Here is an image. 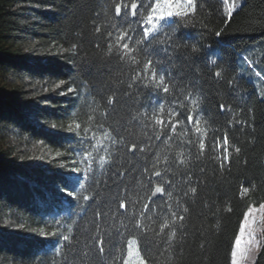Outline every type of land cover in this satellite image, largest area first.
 Instances as JSON below:
<instances>
[{
	"label": "trees",
	"instance_id": "trees-1",
	"mask_svg": "<svg viewBox=\"0 0 264 264\" xmlns=\"http://www.w3.org/2000/svg\"><path fill=\"white\" fill-rule=\"evenodd\" d=\"M148 7L0 0V264H98L81 254L97 225L106 264L134 237L150 264H231L245 212L264 203V99L239 72L243 48L264 39V0L231 15L224 0H194L137 44ZM149 58L169 93L144 74Z\"/></svg>",
	"mask_w": 264,
	"mask_h": 264
},
{
	"label": "snow or ice",
	"instance_id": "snow-or-ice-1",
	"mask_svg": "<svg viewBox=\"0 0 264 264\" xmlns=\"http://www.w3.org/2000/svg\"><path fill=\"white\" fill-rule=\"evenodd\" d=\"M225 3H228V0H224ZM235 2V0H233V3ZM187 7H184V6ZM149 6L151 7V12L147 15L146 17V21H143L141 23V27L143 29V39H138L135 42L137 44H142L146 41H150V39L154 40L156 38V36L159 34L160 29L157 28V23L156 21H162L165 19V17H172L174 15H187V12L189 9H194V0H155V3H152V0H149ZM132 8V15L135 16L136 15V9H137V4L133 3L131 5ZM183 8L184 10L181 11L180 9ZM158 13L159 15H154ZM115 14L117 17H119L121 15V5L120 4H116L115 6ZM229 15H231V11H229L228 13ZM97 32L100 31L99 28L96 29ZM219 34V33H217ZM109 35H111V33H109ZM127 37V39H131L130 36H128L127 32H122L117 39L119 41H124L125 38ZM122 48L124 50H129V44L127 42H124L122 44ZM151 72V76L152 79L155 80V86L158 89H161L162 86V91L164 93H169L170 88L168 83H166V74H160L159 75V79L156 80V76H157V72L155 70L154 67V62L151 58H149L147 60V63L144 67V74H147ZM216 76H219L220 73L217 72L215 73ZM141 76L140 74H137L134 77V80H140ZM64 81H60V84H63ZM57 87H59V84L56 85ZM176 84L173 83L172 84V88H176ZM69 91H73V89H69ZM189 96H191V93H189ZM198 100H199V95H197L195 98L191 99V103L193 105H196L197 108H199V104H198ZM109 104L113 103L112 100L108 101ZM163 105H160V109L161 111L163 110ZM220 111L223 112L225 111V105L221 104L220 106ZM169 114L170 116H175V115H180V113L177 112H173L171 109H169ZM187 120L189 123L193 122V115L189 114L187 116ZM197 124H199V120L197 119L195 121ZM238 123L243 124L244 122L242 121H237ZM180 121H177L175 124H173L171 122V120L168 121V125L171 126V130L172 132L176 131V127L177 124H179ZM155 124L156 125H165V122L163 121V119H155ZM78 128L80 127L79 124L76 125ZM69 130H71V126H69ZM198 132L201 131V129L199 127H197L196 129ZM106 136H108L109 134H105ZM157 139H159V133H157ZM115 142V141H114ZM228 144V139L227 137L224 138V145ZM135 144H133L132 148L130 149V151H134L135 150ZM199 148L201 150H203L205 148V144L203 142H201L199 144ZM225 151H227V149H225ZM241 151V149L239 147L235 148V152L239 153ZM224 159H228L227 156L224 157ZM181 163H183V161H181ZM103 166V165H102ZM221 167H223V161L221 162ZM121 175H123V173H120ZM155 175H160L159 172H156ZM165 189H163L162 187H156L155 188V192L153 193V195H155L156 193H161L164 192ZM189 191L192 194H195L197 192V188L195 186H190L189 187ZM244 192H247L248 189L244 188L243 189ZM168 195L170 196L171 193H168ZM187 195V193H186ZM85 200H88L89 197L85 196L84 197ZM120 208H126L127 205L123 202L120 203ZM145 208L148 207V205L144 206ZM228 211H231L230 208L227 209ZM185 212L188 211L187 208L184 209ZM259 214V218L264 220V203H260L259 207H255V206H249L248 210L245 212L244 214V219L243 222L240 226V231L239 234L236 236L235 241H234V246L232 248L231 251V264H243V261L249 259L250 254L252 252V248L255 247L257 251H259L260 248V243L259 241L256 239V236L253 234V231L251 229V225L256 223V215L255 214ZM176 214L173 213V216H175ZM251 218V219H250ZM178 219L180 220H184L185 217L184 216H179ZM135 226L138 229H142V224L137 221ZM169 227V222L165 221L164 224L161 226V232L164 231L165 228ZM247 234V239H245V235ZM176 232L172 231L171 232V237H175ZM63 239L65 241H69L70 238L69 236H64ZM90 243L88 241H86V250L82 251V257H87V256H92L94 259L98 258V264H106L105 261V255H106V248H105V244L108 243L109 241H107L106 239L102 238L99 234V225H97V231H96V235H93L89 238ZM204 245L202 244L201 247H203ZM115 247V246H114ZM148 249V245H145L144 249L142 250L140 247V241L137 238H130L127 239L126 241V256L123 255V251L122 249H120L119 247H116V251L118 253H121L120 255H115L112 256L111 259L109 261H107V264H150L148 257L143 254L144 252H146Z\"/></svg>",
	"mask_w": 264,
	"mask_h": 264
},
{
	"label": "rangeland",
	"instance_id": "rangeland-1",
	"mask_svg": "<svg viewBox=\"0 0 264 264\" xmlns=\"http://www.w3.org/2000/svg\"><path fill=\"white\" fill-rule=\"evenodd\" d=\"M243 3L244 0H235L234 3L233 0H228V3L225 4L229 8V10L232 11L233 9L239 8ZM184 7L187 6L185 5ZM150 12H151V7L149 6L148 13ZM154 15H159V14L156 13ZM167 18L168 17H165V19ZM156 23H158V21H156ZM239 56H240L239 57L240 74L242 76H245L255 85L259 97L264 99V39H261L255 43L245 46L243 50L240 52ZM255 215H256V223L251 225V229L253 231V234L256 236V239L259 241L261 248L262 231L264 230V220L259 218L258 213ZM245 239H247V234L245 235ZM258 253L259 251H257L256 248L253 247L249 259L243 261V264H254Z\"/></svg>",
	"mask_w": 264,
	"mask_h": 264
},
{
	"label": "water",
	"instance_id": "water-1",
	"mask_svg": "<svg viewBox=\"0 0 264 264\" xmlns=\"http://www.w3.org/2000/svg\"><path fill=\"white\" fill-rule=\"evenodd\" d=\"M133 3H136V4H137V9H138V7H139V3H137V2H133ZM133 3H132V4H133ZM132 4H131V5H132ZM120 5H121V4H120ZM129 9H130V15H131V18H134L135 16L132 15V8H131V6H130ZM137 9H136V10H137ZM121 10H122V5H121ZM156 187H158V186H156ZM156 187H154L153 192H152V198H154V199H155V198H158V197H160V196H162V193H163V192H161V193H156L155 195H153V193L155 192V188H156Z\"/></svg>",
	"mask_w": 264,
	"mask_h": 264
}]
</instances>
